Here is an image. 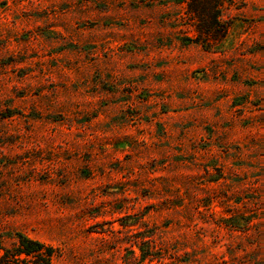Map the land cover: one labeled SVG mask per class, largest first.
<instances>
[{
    "label": "rangeland",
    "instance_id": "obj_1",
    "mask_svg": "<svg viewBox=\"0 0 264 264\" xmlns=\"http://www.w3.org/2000/svg\"><path fill=\"white\" fill-rule=\"evenodd\" d=\"M16 233L51 264H264V0H0Z\"/></svg>",
    "mask_w": 264,
    "mask_h": 264
},
{
    "label": "trees",
    "instance_id": "obj_2",
    "mask_svg": "<svg viewBox=\"0 0 264 264\" xmlns=\"http://www.w3.org/2000/svg\"><path fill=\"white\" fill-rule=\"evenodd\" d=\"M219 29H214V26ZM207 34L225 37L228 31L227 25L214 23L205 25ZM217 33V34H216ZM16 239L12 247H8L0 240V264H51L56 256V249L45 243L29 238L23 233H16Z\"/></svg>",
    "mask_w": 264,
    "mask_h": 264
}]
</instances>
